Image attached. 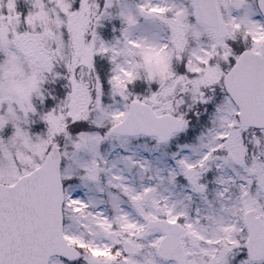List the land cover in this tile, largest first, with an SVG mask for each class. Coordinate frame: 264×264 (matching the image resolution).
Wrapping results in <instances>:
<instances>
[{"label": "snow or ice", "instance_id": "obj_1", "mask_svg": "<svg viewBox=\"0 0 264 264\" xmlns=\"http://www.w3.org/2000/svg\"><path fill=\"white\" fill-rule=\"evenodd\" d=\"M0 264H264V0H0Z\"/></svg>", "mask_w": 264, "mask_h": 264}]
</instances>
